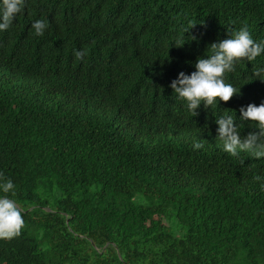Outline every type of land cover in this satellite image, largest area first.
Here are the masks:
<instances>
[{
    "label": "trees",
    "instance_id": "1",
    "mask_svg": "<svg viewBox=\"0 0 264 264\" xmlns=\"http://www.w3.org/2000/svg\"><path fill=\"white\" fill-rule=\"evenodd\" d=\"M244 25L264 41V0H25L0 31V197L24 220L0 264H264V157L224 152L215 123L258 132L239 110L264 101V53L195 116L169 87Z\"/></svg>",
    "mask_w": 264,
    "mask_h": 264
},
{
    "label": "clouds",
    "instance_id": "2",
    "mask_svg": "<svg viewBox=\"0 0 264 264\" xmlns=\"http://www.w3.org/2000/svg\"><path fill=\"white\" fill-rule=\"evenodd\" d=\"M24 7L25 0H2L0 3V31L8 30L16 16L22 13ZM48 27L49 23L44 20H37L31 25L36 36L44 35ZM262 53H264V41H255L248 31L247 25H244L238 31L230 34V38L210 44L205 54L206 58H197L194 66L195 71L188 75L180 72L169 87L178 99L186 103L188 111L195 116L196 110L202 103L205 108H209L214 104L217 106L218 101L227 103L234 95L240 94L239 88L225 82V73L235 71L234 65L237 62L241 60L254 61ZM86 54V50L74 51L76 60H81ZM262 73H264V69H256L252 72L250 79L258 78L264 82ZM239 111L241 121L255 123L258 132H249L242 137L235 125L234 115H221L215 119V123L218 125L216 138L222 142L224 152L232 157L239 156L240 152H249L257 159L264 157V101L259 106L250 103L246 108L241 107ZM193 147L200 149L203 147V142H195ZM261 179L264 177L254 176L255 181ZM261 187L264 189V184ZM14 188L13 182L10 179H5L0 173V191L3 193L12 192L15 195ZM23 226L22 210L17 202L7 195L0 197V239H11L18 236Z\"/></svg>",
    "mask_w": 264,
    "mask_h": 264
}]
</instances>
